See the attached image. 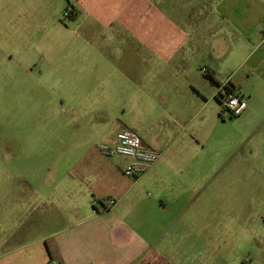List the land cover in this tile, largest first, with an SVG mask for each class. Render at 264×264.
Here are the masks:
<instances>
[{
	"label": "crops",
	"instance_id": "crops-1",
	"mask_svg": "<svg viewBox=\"0 0 264 264\" xmlns=\"http://www.w3.org/2000/svg\"><path fill=\"white\" fill-rule=\"evenodd\" d=\"M69 3L76 16L64 24ZM1 8H18L25 25L39 15L24 41L49 53L23 72L67 98L41 117L64 140L51 149L62 161L0 164V264H264L251 194L264 185V0ZM227 81L248 103L229 121ZM123 127L161 153L138 179L124 174L125 157L100 150Z\"/></svg>",
	"mask_w": 264,
	"mask_h": 264
},
{
	"label": "rangeland",
	"instance_id": "rangeland-1",
	"mask_svg": "<svg viewBox=\"0 0 264 264\" xmlns=\"http://www.w3.org/2000/svg\"><path fill=\"white\" fill-rule=\"evenodd\" d=\"M192 1L196 2L188 0L190 3ZM67 7L62 10L60 18L64 24H69L72 19L64 17ZM57 8L48 14L56 12ZM38 17L33 10L28 15L25 25L18 8L8 11L0 9V164L62 161V155L53 154L51 149L63 146L64 140H53L49 136L52 131L51 122L41 117L51 116L55 106L67 98L66 92L42 89L36 84L39 77L35 74L36 70L31 75L23 72L25 66L40 67L43 63V53L45 55L49 53L36 44L24 41V33L29 35L30 31L35 29ZM38 28L39 23L36 30ZM26 53L29 54V58L22 59L20 56ZM64 109L67 107L64 106ZM226 115L228 121L230 117L237 118L228 113ZM251 190L256 208L254 205L252 207L264 218V207H258L260 201L264 199V185L256 180Z\"/></svg>",
	"mask_w": 264,
	"mask_h": 264
},
{
	"label": "built area",
	"instance_id": "built-area-1",
	"mask_svg": "<svg viewBox=\"0 0 264 264\" xmlns=\"http://www.w3.org/2000/svg\"><path fill=\"white\" fill-rule=\"evenodd\" d=\"M73 7L68 6L64 17L71 18ZM203 68V71H206ZM229 82L220 86L219 97L221 99L223 112L232 117L242 115L248 107L247 100L239 93L228 91ZM101 152L109 157L123 156L127 159L124 167V174L133 179L143 176L161 157V153L149 146L144 139L133 129L123 127L116 135V141L113 144H104L100 146ZM106 209L116 204V199L108 197L101 202ZM49 264H57L50 261Z\"/></svg>",
	"mask_w": 264,
	"mask_h": 264
},
{
	"label": "trees",
	"instance_id": "trees-1",
	"mask_svg": "<svg viewBox=\"0 0 264 264\" xmlns=\"http://www.w3.org/2000/svg\"><path fill=\"white\" fill-rule=\"evenodd\" d=\"M69 6H72L73 7V9H74V6L71 4V3H69ZM76 16V12H75V9H74V11H73V14H72V16H71V18L73 19L74 17ZM209 79H211V80H213V81H215L214 80V77H213V75L212 74H208V76H207ZM228 91H234L235 90V88L229 83V86H228V89H227Z\"/></svg>",
	"mask_w": 264,
	"mask_h": 264
}]
</instances>
